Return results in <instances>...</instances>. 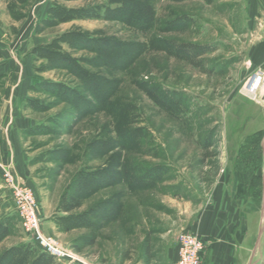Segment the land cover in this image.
Masks as SVG:
<instances>
[{
  "label": "rangeland",
  "instance_id": "374dc122",
  "mask_svg": "<svg viewBox=\"0 0 264 264\" xmlns=\"http://www.w3.org/2000/svg\"><path fill=\"white\" fill-rule=\"evenodd\" d=\"M2 67L24 157L0 159V264H169L196 219L264 264V0H0Z\"/></svg>",
  "mask_w": 264,
  "mask_h": 264
},
{
  "label": "crops",
  "instance_id": "0c3cea01",
  "mask_svg": "<svg viewBox=\"0 0 264 264\" xmlns=\"http://www.w3.org/2000/svg\"><path fill=\"white\" fill-rule=\"evenodd\" d=\"M22 76H23L22 69L20 68L19 70H17L16 73H14V70L11 71L10 68L7 69H3V67L2 69L0 68V88L1 87L3 88L2 90L3 94L2 96H0V105L2 104L1 106L3 107V105L5 104L4 107L10 108L9 119L7 120L6 116H4L0 120L3 122L5 121L4 123H6L7 125L8 124L10 125L14 122V119L12 117V110L14 108L15 109L21 107L23 108V104L21 103L20 99L18 98V95L16 94V92L18 91L17 89L20 83L22 82V78H23ZM7 125L6 127H8ZM26 130H27L26 127H24V129L22 130L23 133H26ZM19 134H17V132L14 130L9 131L7 129L5 130L4 133L0 132V159L3 157V159L8 164L10 163L13 165V163H17L18 160L24 157V154L20 152L21 149L19 148L20 147V139L18 136ZM1 147L3 151L1 150ZM223 223L222 226L221 224L218 225L219 221L215 220L211 223V226L209 228H206L207 223L204 220L196 219L194 222L190 223V225H184L185 226L184 229L186 231L198 235L206 243L201 255L200 264H240L241 263L239 260L240 245L235 241V236L234 234H232V232H230V228L225 225L223 226ZM168 247H169L167 248L168 250L177 253L176 252L177 244H174L173 246H169L168 243ZM170 247L173 248L171 249ZM160 255L161 253L157 254V258L155 259V261L158 264H168L167 261H164V263L159 261ZM127 261L128 260H125V262ZM173 261L174 259L171 261V263Z\"/></svg>",
  "mask_w": 264,
  "mask_h": 264
},
{
  "label": "built area",
  "instance_id": "2783aa9c",
  "mask_svg": "<svg viewBox=\"0 0 264 264\" xmlns=\"http://www.w3.org/2000/svg\"><path fill=\"white\" fill-rule=\"evenodd\" d=\"M15 205L18 212L21 225L25 232L30 235H35L36 222L32 211L34 208V198L30 190L27 188L13 187ZM39 246L51 256L58 254L57 250L53 249L43 239L36 238ZM35 239V240H36ZM177 257L171 264H200L201 255L206 245L205 241L198 235L188 231H181L177 237Z\"/></svg>",
  "mask_w": 264,
  "mask_h": 264
},
{
  "label": "trees",
  "instance_id": "16d2710c",
  "mask_svg": "<svg viewBox=\"0 0 264 264\" xmlns=\"http://www.w3.org/2000/svg\"><path fill=\"white\" fill-rule=\"evenodd\" d=\"M80 206H81L80 200L78 198H71L68 201H62L61 203V208L64 212H71L74 209H78ZM144 245H145L144 250L146 251V254L149 256L150 251L147 240L145 241Z\"/></svg>",
  "mask_w": 264,
  "mask_h": 264
}]
</instances>
